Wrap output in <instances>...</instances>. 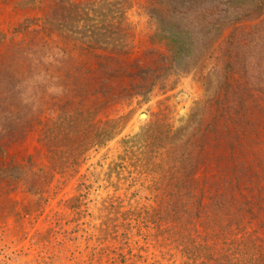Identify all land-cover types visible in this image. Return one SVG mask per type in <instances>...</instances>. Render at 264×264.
Listing matches in <instances>:
<instances>
[{
	"label": "rangeland",
	"instance_id": "374dc122",
	"mask_svg": "<svg viewBox=\"0 0 264 264\" xmlns=\"http://www.w3.org/2000/svg\"><path fill=\"white\" fill-rule=\"evenodd\" d=\"M62 1L79 17L89 12L70 17L56 36L42 28L54 0H0V144L16 162L31 155L47 165L40 133L64 108L93 111L109 100L98 117L126 120L118 135L86 153L74 178L55 175L41 202L27 192L32 174L0 173V264H179L162 256L155 230L142 220L160 194L153 188L156 170L141 168L151 162L145 148L151 140L140 136L155 123L171 133L185 127L205 96L211 60L192 55V68L167 70L144 100L132 88L136 61L147 67L145 54L165 51L153 40L168 16L160 0ZM102 24L123 31L88 40ZM111 47L131 49L116 54ZM10 129L24 137L11 142Z\"/></svg>",
	"mask_w": 264,
	"mask_h": 264
},
{
	"label": "trees",
	"instance_id": "16d2710c",
	"mask_svg": "<svg viewBox=\"0 0 264 264\" xmlns=\"http://www.w3.org/2000/svg\"><path fill=\"white\" fill-rule=\"evenodd\" d=\"M160 2L168 16L153 40L165 51L145 54L147 67L136 61L135 94L147 100L167 70L177 64L179 72L192 68V55L207 54L211 68L203 80L205 96L185 127L171 133L155 123L140 136L151 140L145 147L151 162L141 168L156 170L153 188L160 194L158 207L144 211L143 223L155 230L162 256L179 264H264V0ZM75 9L54 0L44 32L61 36L63 24L79 17ZM103 26L89 32L88 40L123 31ZM125 48L131 49L110 50L124 54ZM108 101L94 112L83 105L64 108L43 126L39 142L47 165L31 155L16 162L0 144V173L18 168L32 174L27 192L41 202L55 175L71 180L86 153L121 131L125 116L103 121L97 115ZM7 133L17 142L25 132Z\"/></svg>",
	"mask_w": 264,
	"mask_h": 264
}]
</instances>
